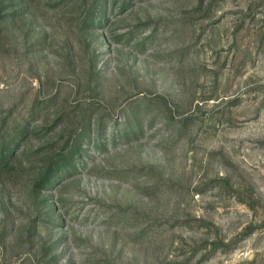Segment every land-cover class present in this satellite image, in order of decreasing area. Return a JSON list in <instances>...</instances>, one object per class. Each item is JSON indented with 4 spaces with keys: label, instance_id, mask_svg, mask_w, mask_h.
<instances>
[{
    "label": "rangeland",
    "instance_id": "rangeland-1",
    "mask_svg": "<svg viewBox=\"0 0 264 264\" xmlns=\"http://www.w3.org/2000/svg\"><path fill=\"white\" fill-rule=\"evenodd\" d=\"M0 264H264V0H0Z\"/></svg>",
    "mask_w": 264,
    "mask_h": 264
}]
</instances>
